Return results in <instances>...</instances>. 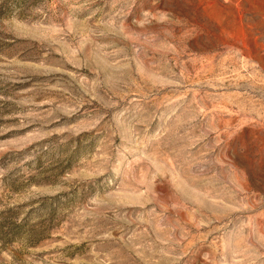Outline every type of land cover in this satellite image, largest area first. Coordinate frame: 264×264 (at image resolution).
<instances>
[{
  "label": "rangeland",
  "instance_id": "1",
  "mask_svg": "<svg viewBox=\"0 0 264 264\" xmlns=\"http://www.w3.org/2000/svg\"><path fill=\"white\" fill-rule=\"evenodd\" d=\"M0 264H264V0H0Z\"/></svg>",
  "mask_w": 264,
  "mask_h": 264
}]
</instances>
